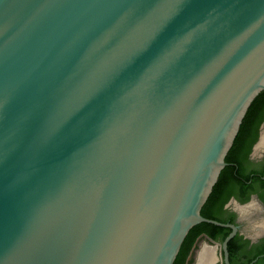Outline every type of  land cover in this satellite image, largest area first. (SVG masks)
<instances>
[{"label":"water","instance_id":"95a60500","mask_svg":"<svg viewBox=\"0 0 264 264\" xmlns=\"http://www.w3.org/2000/svg\"><path fill=\"white\" fill-rule=\"evenodd\" d=\"M262 92L264 0H0V264H174Z\"/></svg>","mask_w":264,"mask_h":264},{"label":"flooded vegetation","instance_id":"af4514ba","mask_svg":"<svg viewBox=\"0 0 264 264\" xmlns=\"http://www.w3.org/2000/svg\"><path fill=\"white\" fill-rule=\"evenodd\" d=\"M264 108L257 111L246 124L237 145L231 149L230 159L223 170V180L215 192V199L208 208L211 217L221 220L222 225L207 223L191 238V248L184 263H193L194 257L212 250L213 263L227 264L224 242L228 241L230 264H264ZM252 207L251 218L243 216L241 208ZM213 220V219H210ZM224 222V223H223ZM202 224V223H201ZM230 225V226H226Z\"/></svg>","mask_w":264,"mask_h":264},{"label":"trees","instance_id":"16d2710c","mask_svg":"<svg viewBox=\"0 0 264 264\" xmlns=\"http://www.w3.org/2000/svg\"><path fill=\"white\" fill-rule=\"evenodd\" d=\"M263 108H264V92H262V93H261V94H260L255 100H254V102L252 103L251 107L249 108V110H248V112H247V115H246V117H245L244 120H243V123H242V125H241L240 131H239V133H238V135H237V137H236V140H235V142H234V145H233L232 149L237 145V142L239 141L240 137L243 135V133H244V131H245L246 124L249 122V120H250L254 115H256V113H257L258 110L263 109ZM230 152H231V150H230ZM230 152H229V154H230ZM229 154H228V156H227V158H226V162H228L229 159H230V155H229ZM222 174H223V171H222V173H221V175H220V177H219V180H218L217 184L215 185V187H214V189H213L212 194L210 195V197H209L207 203L205 204V206H204L203 209H202V212H201V213H202V215H203L205 218H207V219L217 220V219L211 217V215L208 214V208H207V206H208L211 202H213L214 199H215V195H216L215 192H216V189L218 188L219 184H221V182H222V180H223V177H224V176H222ZM217 221L222 222L221 220H217ZM223 223H224V222H223ZM206 224H207V223L198 224V225H196L195 227H193V228L190 230L189 234L187 235V237H186V239H185V241H184V243H183V245H182V247H181V250H180V252H179V254H178V257H177V259H176V261H175L174 264H181L182 262L184 263L186 257L188 256L189 250H190V248H191V243H190V241H191L192 236H194V234L197 233V231H198L199 228H204V227L206 226Z\"/></svg>","mask_w":264,"mask_h":264},{"label":"bare ground","instance_id":"6f19581e","mask_svg":"<svg viewBox=\"0 0 264 264\" xmlns=\"http://www.w3.org/2000/svg\"><path fill=\"white\" fill-rule=\"evenodd\" d=\"M261 147H264V134H263V138H262V142H261ZM250 209H252V207H246L241 208L240 210L242 211V214L244 217L246 218H251L250 216H253L252 213L253 211H249ZM212 250H207L202 254L201 260L199 264H212L214 259L212 256Z\"/></svg>","mask_w":264,"mask_h":264},{"label":"rangeland","instance_id":"374dc122","mask_svg":"<svg viewBox=\"0 0 264 264\" xmlns=\"http://www.w3.org/2000/svg\"><path fill=\"white\" fill-rule=\"evenodd\" d=\"M201 246L203 247V244H201ZM202 247H201V249H200V251H199V254H197V257H196V256L194 257L193 263H198V260H199V257H200V256H199V255H200V252H201L202 249L204 248V247H203V248H202Z\"/></svg>","mask_w":264,"mask_h":264},{"label":"crops","instance_id":"0c3cea01","mask_svg":"<svg viewBox=\"0 0 264 264\" xmlns=\"http://www.w3.org/2000/svg\"><path fill=\"white\" fill-rule=\"evenodd\" d=\"M196 264H199V262L198 263H196ZM210 264V263H209ZM212 264H216V263H212Z\"/></svg>","mask_w":264,"mask_h":264}]
</instances>
